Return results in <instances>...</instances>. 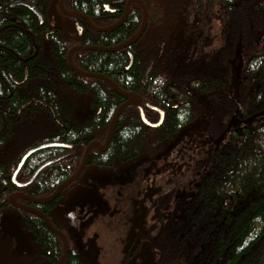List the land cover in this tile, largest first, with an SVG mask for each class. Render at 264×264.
I'll use <instances>...</instances> for the list:
<instances>
[{"label":"trees","instance_id":"1","mask_svg":"<svg viewBox=\"0 0 264 264\" xmlns=\"http://www.w3.org/2000/svg\"><path fill=\"white\" fill-rule=\"evenodd\" d=\"M104 1L81 0L80 6L90 14L101 9ZM143 1L149 12L148 26L142 44L129 47L142 61L136 66L135 60L127 69L128 55L105 51L92 53L84 64L122 88L139 92L143 101L165 113L161 125L150 127L137 108L128 107L118 117L108 148L96 149L89 156L85 172L90 169V174L98 176L107 171L105 176H114L120 186L114 191L113 210L102 214V223L111 225L105 228L108 235H122L126 230L118 240H124L125 250L107 242L103 247H110L113 258L122 253L130 259L131 242L139 239L146 244L137 246L134 254L142 256L148 250L154 259H160L158 264H264V116L231 128L219 143H208L221 134L237 110L239 117L247 118L264 109V0ZM141 20L142 10L133 2L126 22L113 30L104 44L124 42ZM8 45L21 51L28 43L14 34ZM235 71L240 79L236 94L231 88ZM93 87L92 107L94 113L100 108L101 114L94 115L85 131L92 126V132L99 135L100 129L104 139L113 113L125 97L101 80ZM201 107L205 138L200 152L189 155L188 161L184 154L179 160L176 155L171 176L159 169L156 173L155 162L140 167L134 164L142 157L155 159L166 141L196 121ZM145 113L148 119L158 118L153 109ZM68 135L76 137L78 133L69 131ZM79 162L78 156L63 161L62 180L76 171ZM149 166L152 173L146 170ZM55 172L52 170V177H60ZM157 174L172 178L173 189L155 185ZM58 184L45 183L41 192L49 193ZM148 184L152 197L145 199L142 190ZM156 199L157 207L146 219ZM134 202L143 203L142 219L136 227ZM96 213L100 215L99 209ZM44 236L55 245L57 236L48 227ZM53 255L57 260L55 250Z\"/></svg>","mask_w":264,"mask_h":264},{"label":"flooded vegetation","instance_id":"2","mask_svg":"<svg viewBox=\"0 0 264 264\" xmlns=\"http://www.w3.org/2000/svg\"><path fill=\"white\" fill-rule=\"evenodd\" d=\"M80 2L81 0H0V39L5 40L0 41V259H20L16 264H59L64 242L60 236H57L54 246L45 241L44 232L48 225L38 215V212H42L50 217L54 226L68 240L69 251L63 264H100L98 259H113V264H158L160 259H154L148 250L142 256L134 254L137 246L144 247V240L131 242V256L126 259L125 254L123 258H113L110 247H103L106 240L95 237L96 230L99 231L100 228L108 236L105 228H110L111 225L99 222L96 211L92 212L94 201L88 196L80 195L84 189L80 185L86 178L94 179L86 180L93 182L107 177L87 175L84 171L75 182L64 188L56 200L39 201L52 194L73 174L62 180L64 160L78 156L80 165L90 144L106 142L114 113L127 100L125 98L116 107L104 139L101 138L100 129L99 135L92 132V126L85 131L94 115L101 114L100 108L94 113L92 102L95 98L91 91L95 81L101 78L87 73L107 75L89 71L84 65L92 53L105 50L83 47L115 46L116 44L105 45L104 41L113 30L126 22L131 6L125 20L107 30L124 16L127 0H105L101 9L90 14L80 6ZM141 23L142 20L136 31L124 41L140 29ZM14 34L25 37L28 43L26 49L18 51L8 45V40ZM142 42L140 39L130 45H141ZM130 45L117 50L128 55L129 62L125 66L127 69L135 60L136 66L142 61L139 54L135 56L129 49ZM130 53L133 55L132 63ZM71 60L83 73L72 67ZM152 65L148 66L143 83L146 75L148 79ZM101 81L105 82L103 79ZM86 85L92 87L86 91L78 90V87ZM128 91L140 96L139 104L144 111L151 109V104L143 101L139 92ZM131 107L139 110L137 106ZM156 112L158 118L149 119L150 121L159 120L160 114ZM69 131L77 132L78 136H69ZM111 139L105 149H91L89 156L96 149L106 150ZM50 161V164L40 169ZM20 163L22 164L18 169ZM54 169L60 177H52ZM50 182L59 184L49 193L41 192L43 185ZM163 185L165 186L160 188L172 190V178ZM70 214H73L74 221ZM53 250L59 254L57 260L53 259ZM124 250L125 247L122 246L121 252ZM73 259L75 262H72Z\"/></svg>","mask_w":264,"mask_h":264},{"label":"rangeland","instance_id":"3","mask_svg":"<svg viewBox=\"0 0 264 264\" xmlns=\"http://www.w3.org/2000/svg\"><path fill=\"white\" fill-rule=\"evenodd\" d=\"M239 83H240V79H238L237 72L235 71L231 77V88L235 94L238 91ZM202 118L203 117H202V107H201V114L199 113L196 121L194 123L188 125L185 129L181 130L179 132V134L177 135V137L173 141H169L165 145L163 151H159L156 154L157 157H156L155 163H154L155 168L153 167L154 170H156V173H157V169H159V170H162L161 173L168 174L169 176H171V173L173 172V169H174L173 164L175 163V156L176 155H178V160H179V158L182 156V154H184L185 160L188 161L190 159L189 155L194 154L195 151L200 152L202 150V138L203 139L205 138L204 134L202 133V131H203V129H202V124H203ZM180 151H182V153ZM141 159H142V161H135L134 164L138 167H140V165L141 166L145 165L144 158H141ZM162 166H164V168L160 169V167H162ZM150 168H152V167L149 166L148 169L146 168L148 173L149 172L152 173V171H153ZM86 173H87V175H92V174H90V173H92V171L90 169L88 171H86L85 174ZM107 174H108L107 171H103L98 176L107 177V176H105ZM121 176H123V173L121 174ZM90 179L94 180L92 178H86L84 180L85 182H83L80 185L84 188L82 194H80V195L82 197H84L83 195L88 196L92 201H94V204L92 205V212L97 211L99 209L100 215H98V218H99V222H101L102 220H104L102 218L103 217L102 214L103 213L106 214L108 211L111 212L113 210V199H116L114 191H116V189H120V186L117 184L116 178L114 176H111L110 178H108V177L102 178L99 181L98 180H95L93 182L86 181V180H90ZM169 179H171V178H169V177L167 178L164 175H158L157 174V176L153 178V181H155V185H157L159 183L163 184L166 180H169ZM122 180H126V178L124 177V178H122ZM151 181H152V179H151ZM72 186H74V184ZM158 186L160 187V185H158ZM153 187H155V186L153 185ZM162 189H165V188H162ZM142 191H143V197L145 199H149L150 197H152V189L149 187V184ZM113 192H114V195H113ZM154 199H155V197H154ZM157 203H158V200L156 199L154 202V208H152L150 210V212H148L146 219L151 218V216L153 214V210L156 209V207H157ZM142 207H143L142 202H138V203L134 202V208L136 209V211L134 209L135 213L133 216V222H135V224H133L134 227H136L137 224H139L140 220L142 219V214H141L142 209H143ZM105 211H106V213H105ZM91 218H94V217H92V215H91ZM131 227L128 226V228H131ZM123 228H125V227H122V229ZM94 229L96 230V228H94ZM106 232L109 233V230H107ZM125 232H126V230H124L122 235L114 232V233L107 236L104 234V229L100 228L99 231L96 230L95 237L98 239H100V237L104 238L108 244L110 243V245H113L118 250H120L124 244V240H121V241H118V240L121 238V236L124 235ZM106 237H108V238H106ZM99 245H101L100 242H99ZM98 253H100V252H98ZM122 255L123 254L121 253L120 257H122ZM14 260H15V262H14ZM19 260L20 259H0V264H16ZM98 260L100 261V264H103V262H106V264H113V259H110V260L98 259Z\"/></svg>","mask_w":264,"mask_h":264},{"label":"water","instance_id":"4","mask_svg":"<svg viewBox=\"0 0 264 264\" xmlns=\"http://www.w3.org/2000/svg\"><path fill=\"white\" fill-rule=\"evenodd\" d=\"M132 2H136L140 5L142 11H143V22H142V25L139 29V31L133 35L131 38H129L128 40H126L123 44H121L120 46H116V47H92V46H88V47H83L84 49H101V50H105V51H114V50H117V49H120V48H125L127 47L129 44L137 41L140 36L143 34L144 30L146 29V26H147V22H148V11H147V8H146V5L145 3L143 2V0H128L127 1V4H126V12L124 14V16L122 17V19H120V21L114 25H112L111 27L107 28V30H111L113 28H115L116 26L120 25L126 18L127 16V13H128V10H129V7L131 5ZM108 6V5H107ZM98 30H101V29H98ZM72 53V52H71ZM71 63H72V67L74 69H76L78 72L80 73H83L82 71H80L78 68H76V66L73 64L72 60H71ZM131 63H132V58H131ZM130 66V65H128ZM87 75L89 76H94V77H98V78H101L103 80H105L106 82H108L112 88L120 95H122L123 97H125L127 99L126 102L122 103L115 111L114 113V116H113V119H112V123L110 125V129H109V132H108V136H107V139H106V142L104 144H100L99 142H93L92 144H90L85 153H84V156H83V159L81 161V164L80 166L78 167V169L75 171V173L73 175H71L67 180H65L63 183H61L57 188L56 190L49 196L43 198V199H40L39 201L40 202H51L53 200H55L60 194L61 192L63 191V189L68 186L69 184H71L73 181H75L81 174L82 172L84 171L85 167H86V164H87V159H88V156H89V153H90V150L95 148V147H98L100 148L101 150L105 149L113 135V132H114V129H115V126H116V123H117V119L119 117V115L128 107V106H131V105H136L140 111H141V115H142V118L143 120L150 126H158L162 120H163V112H161V118L159 120V122L157 123H151L149 122L145 115H144V112H143V108L140 106L139 104V95L135 92H131V91H126L124 89H122L116 82H114L111 78L103 75V74H98V73H87ZM238 110L232 115V117L230 118V121L228 123V126L226 127V129L219 135V137L213 139V140H210L209 142L211 141H214V142H221L224 137H225V134L228 132L229 129H231L232 127H240L242 126L243 124H248L250 121H252L253 119L257 118V117H260V116H264V110H260V111H257L256 113L252 114L250 117L246 118V119H241L238 117ZM29 154V153H28ZM54 161V160H53ZM52 161L50 162H47L45 163L44 165H42V168H44L45 166H47L48 164H50ZM22 163H20L18 169L20 168ZM88 213H86L87 215ZM38 215L47 223L48 227L50 228V230L55 233L56 235L60 236L62 239H63V242H64V251H63V255L62 257L60 258V262L59 264H63L64 262V259L66 258L67 254H68V251H69V244H68V240L66 238V236L64 235V233L55 228V226L53 225L52 221L48 218V216L42 212H38ZM73 214H70V217L73 219L74 221V218L72 217ZM85 215V216H86ZM84 216V217H85Z\"/></svg>","mask_w":264,"mask_h":264},{"label":"bare ground","instance_id":"5","mask_svg":"<svg viewBox=\"0 0 264 264\" xmlns=\"http://www.w3.org/2000/svg\"><path fill=\"white\" fill-rule=\"evenodd\" d=\"M121 19V18H120ZM119 22V21H118ZM125 42V41H124ZM124 42H122V43H120V44H118V45H116L117 47L118 46H120L121 44H123ZM116 46H112V47H116ZM121 49V48H120ZM117 50H119V49H117ZM117 50H114V51H117ZM78 68V67H77ZM129 68V67H128ZM89 77V76H88ZM100 80H102V79H100ZM106 82V81H105ZM111 86V85H110ZM121 96V95H120ZM21 167V166H20Z\"/></svg>","mask_w":264,"mask_h":264}]
</instances>
